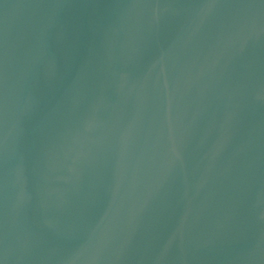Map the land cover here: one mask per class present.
<instances>
[{"label":"water","instance_id":"95a60500","mask_svg":"<svg viewBox=\"0 0 264 264\" xmlns=\"http://www.w3.org/2000/svg\"><path fill=\"white\" fill-rule=\"evenodd\" d=\"M0 264H264V0H0Z\"/></svg>","mask_w":264,"mask_h":264}]
</instances>
